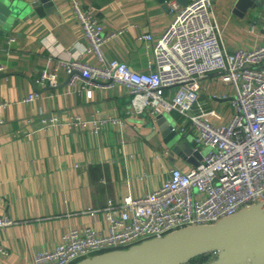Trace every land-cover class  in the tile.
Segmentation results:
<instances>
[{"label":"crops","instance_id":"crops-1","mask_svg":"<svg viewBox=\"0 0 264 264\" xmlns=\"http://www.w3.org/2000/svg\"><path fill=\"white\" fill-rule=\"evenodd\" d=\"M97 16L105 34L115 36L104 45L107 58L126 61L139 72L155 68L154 41L139 39L151 33L160 38L174 17L159 0H79ZM237 0H213L221 40L229 51L264 42V0L245 15L234 12ZM57 10L17 21L10 37L0 38V215L14 223L0 228V264H36L38 252L52 250L72 228L104 230V209L110 199L128 192L142 196L157 188L177 165H193L166 144L150 115L130 114L127 85L105 83L81 88L71 85L59 66L56 84L37 80L44 67L53 69L75 58L96 59L77 20L73 0H55ZM181 4V3H180ZM183 5V4H181ZM121 31V32H119ZM199 99L215 109V123L227 122L234 111V87L217 72L201 78ZM37 92L30 101L25 97ZM56 114L59 122L43 128L42 116ZM120 118L100 134L72 124L77 116ZM183 122L178 111L166 114ZM195 140V130L183 133Z\"/></svg>","mask_w":264,"mask_h":264},{"label":"built area","instance_id":"built-area-1","mask_svg":"<svg viewBox=\"0 0 264 264\" xmlns=\"http://www.w3.org/2000/svg\"><path fill=\"white\" fill-rule=\"evenodd\" d=\"M77 20L95 62L75 58L53 69L44 67L40 84H56L59 66L69 75L71 85L81 88L105 83L127 85L131 92L130 114H148L156 121L159 114L178 111L182 134L195 130L197 145L210 147L198 165L183 169L177 165L157 188L142 196L128 192L120 201H108L104 209L106 227L93 226L67 231L52 250L40 251L36 264H75L94 255L128 248L145 240L162 237L192 225L212 224L241 209L264 201V42L256 47L229 51L223 44L213 0L170 3L174 17L158 39L142 34L139 39L154 41L155 68L139 72L126 61L107 58L104 45L116 33L105 34L101 20L79 0H73ZM121 32V31H119ZM5 67L0 64V71ZM217 72L233 85L234 111L229 120L215 123V109H207L199 99L201 78ZM39 96L31 92L30 102ZM0 102V106H4ZM56 114L42 116V127L59 122ZM123 125L120 118L80 115L72 124L100 134L109 124ZM202 150V149H201ZM14 223L0 215V228ZM0 253L7 250L0 243Z\"/></svg>","mask_w":264,"mask_h":264},{"label":"water","instance_id":"water-1","mask_svg":"<svg viewBox=\"0 0 264 264\" xmlns=\"http://www.w3.org/2000/svg\"><path fill=\"white\" fill-rule=\"evenodd\" d=\"M165 9H170L171 0H159ZM186 5L188 0H177ZM262 0H237L234 12L245 15L258 7ZM57 10L55 0H0V38L10 37L9 29L21 20H27L35 11L40 15ZM166 144L198 165L203 151L195 150L196 140L182 135L178 125L166 114H159L155 121ZM151 121L153 125L155 123ZM264 247V201L251 204L234 215L212 224L192 225L172 231L162 237H154L128 248L109 250L75 264H182L204 253L232 254ZM228 255V256H229Z\"/></svg>","mask_w":264,"mask_h":264},{"label":"rangeland","instance_id":"rangeland-1","mask_svg":"<svg viewBox=\"0 0 264 264\" xmlns=\"http://www.w3.org/2000/svg\"><path fill=\"white\" fill-rule=\"evenodd\" d=\"M189 139H192L191 136L189 137ZM201 149L203 153L206 154L210 150V147L201 146ZM233 254L236 255L232 256ZM228 255L229 254L213 253L212 259L209 264H233L234 262V264H264V247L254 248L249 251L245 250V252L244 250H242L236 253H232V255ZM230 257H236V260L233 258V260H230Z\"/></svg>","mask_w":264,"mask_h":264},{"label":"trees","instance_id":"trees-1","mask_svg":"<svg viewBox=\"0 0 264 264\" xmlns=\"http://www.w3.org/2000/svg\"><path fill=\"white\" fill-rule=\"evenodd\" d=\"M213 256V253H204L199 254L197 256L192 257L186 262H183L182 264H209Z\"/></svg>","mask_w":264,"mask_h":264},{"label":"bare ground","instance_id":"bare-ground-1","mask_svg":"<svg viewBox=\"0 0 264 264\" xmlns=\"http://www.w3.org/2000/svg\"><path fill=\"white\" fill-rule=\"evenodd\" d=\"M241 251H242V250H241ZM238 252H239V251H238ZM231 255H232V254H231ZM235 255H236V254H233L232 256H235ZM230 258H231V257H230ZM232 258L235 259L236 257H232ZM232 258H231L230 260H233ZM235 260H236V259H235ZM229 262H230V261H229ZM231 263H232V262H231ZM234 263H235V262H234ZM234 263H233V264H234ZM167 264H174V261H171V260H170Z\"/></svg>","mask_w":264,"mask_h":264}]
</instances>
